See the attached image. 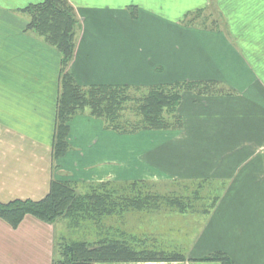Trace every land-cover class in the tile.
<instances>
[{
	"label": "crops",
	"instance_id": "crops-1",
	"mask_svg": "<svg viewBox=\"0 0 264 264\" xmlns=\"http://www.w3.org/2000/svg\"><path fill=\"white\" fill-rule=\"evenodd\" d=\"M39 1L0 0V201L38 200L53 179L78 188L147 181L155 187L141 194L154 195L150 204L110 215L112 237L135 236L140 247L183 259L112 264H221L203 260L215 251L234 264H264V0H68L79 20L69 66L79 85L216 87L183 92L176 129L120 133L77 113L68 122L69 147L56 159L60 54L26 29L21 10ZM200 9L208 12L204 22L182 23ZM170 183L197 189L182 193ZM204 183L216 198L208 212L189 199L199 201ZM182 196L190 210L169 205ZM69 225L25 215L12 227L0 219V264H52L54 241L69 237ZM78 229L84 239L97 236L95 228Z\"/></svg>",
	"mask_w": 264,
	"mask_h": 264
},
{
	"label": "trees",
	"instance_id": "trees-1",
	"mask_svg": "<svg viewBox=\"0 0 264 264\" xmlns=\"http://www.w3.org/2000/svg\"><path fill=\"white\" fill-rule=\"evenodd\" d=\"M28 16L26 29L42 38L60 54L59 92L56 102L55 128L52 143L54 159L61 157L69 147L68 122L77 113L87 111L88 115L100 118L106 127L120 132L131 133L138 130L176 129L181 126L177 113L182 93L194 90L198 93L214 91L213 81H185L181 83L150 86L139 96H133L128 86L77 84L69 65L72 61L79 29V20L68 0H40L21 9ZM205 9L186 12L182 23L194 24ZM131 112L129 117L125 112ZM264 162V153H263ZM155 184L147 181L129 183L91 182L76 184L61 180H51L48 192L38 200L14 199L0 201V219L16 227L25 215L46 222L67 218L71 227L95 228L96 238L56 237L52 264H112L130 261H173L183 259L178 251H165L140 247L135 236L114 239L113 232L105 223L109 216H122L130 208L148 207L154 197L148 192ZM156 197V196H155ZM194 198V197H192ZM189 198L190 200H193ZM198 199V197H195ZM194 198V199H195ZM168 199V198H166ZM170 206L181 211L190 210L192 205L177 198H169ZM200 197L199 200H202ZM216 198H210L201 205V211L208 212ZM203 207V208H202ZM106 225V226H105ZM203 260H216L221 264H234L224 252L215 251Z\"/></svg>",
	"mask_w": 264,
	"mask_h": 264
},
{
	"label": "rangeland",
	"instance_id": "rangeland-1",
	"mask_svg": "<svg viewBox=\"0 0 264 264\" xmlns=\"http://www.w3.org/2000/svg\"><path fill=\"white\" fill-rule=\"evenodd\" d=\"M205 15H208V12L207 13H205V12H203V14H202V16L201 17H198V21L199 22H204V20H205ZM198 21H197V23H198ZM199 24V23H198ZM77 39H78V36H77ZM77 43V42H76ZM74 56V55H73ZM70 66V65H69ZM70 72V71H69ZM72 75V74H71ZM59 77H60V75H59ZM73 77V76H72ZM74 79V78H73ZM74 81H75V79H74ZM76 82V81H75ZM176 82H178V83H181V82H185V81H173V82H162V83H159V84H153V85H140V86H131V85H127V84H109V85H125V86H128L129 87V90H130V92H131V94L133 95V96H139L140 94H142L145 90H147V88L148 87H150V86H155V85H163V84H172V83H176ZM201 82H205V81H201ZM78 84V83H77ZM89 85H93V84H89ZM82 86V85H81ZM85 86H88V85H85ZM215 87H216V85H214L212 88L213 89H215ZM183 94V93H182ZM178 110V109H177ZM126 113V115H128L129 117H133L132 115H131V112H125ZM177 113H178V111H177ZM100 119V118H99ZM102 120V119H101ZM103 121V120H102ZM69 127V126H68ZM138 131H140V130H138ZM68 142V141H67ZM87 183H91V182H85L84 184H87ZM167 187H169L170 189H172V188H179V189H181V191H182V193L183 192H185V193H187V192H189V190H191V191H193V189L194 188H196L197 189V186H195L194 187V185L192 186H190L189 184H184V183H182V184H172V183H170V184H167ZM199 187H203L202 188V193L204 192V195H202V197H203V199L202 200H204V204H205V202H207V199H210V198H213V194L214 193H208V191H206V189H208L209 187H207V184H206V186H205V183H204V185L203 186H199ZM190 191V192H191ZM170 192V191H169ZM188 197V196H187ZM187 197H184V196H182V202L183 203H185V201H183V199H187ZM215 197V196H214ZM194 199V198H193ZM202 200H199V201H196L195 199L194 200H192L190 203H192L194 206H196L197 208L198 207H200V205L201 204H203V201ZM187 204V203H186ZM203 208V207H202ZM105 223L107 224L108 223V220H105ZM69 229L70 230H68L69 232H68V235H69V237L68 238H75V237H83V235H84V231H83V233H81V232H79V229H78V231H76V228L74 227H71L70 225H69ZM81 230V229H80ZM124 234V233H123ZM232 260V259H231ZM233 261V260H232Z\"/></svg>",
	"mask_w": 264,
	"mask_h": 264
}]
</instances>
